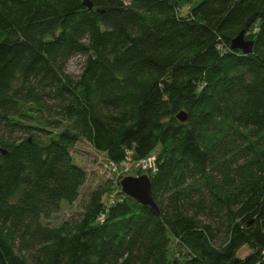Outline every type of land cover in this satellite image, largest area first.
Masks as SVG:
<instances>
[{
  "label": "trees",
  "instance_id": "trees-1",
  "mask_svg": "<svg viewBox=\"0 0 264 264\" xmlns=\"http://www.w3.org/2000/svg\"><path fill=\"white\" fill-rule=\"evenodd\" d=\"M189 1L0 0V264H264V0L180 13ZM241 32L249 55L231 48ZM82 140L117 165L159 148L158 211L124 194L109 206L111 184L79 221L47 226L87 180Z\"/></svg>",
  "mask_w": 264,
  "mask_h": 264
},
{
  "label": "rangeland",
  "instance_id": "rangeland-1",
  "mask_svg": "<svg viewBox=\"0 0 264 264\" xmlns=\"http://www.w3.org/2000/svg\"><path fill=\"white\" fill-rule=\"evenodd\" d=\"M125 3H130L132 0H123ZM195 2V0L189 1L187 3L181 4L180 13L186 14L190 6ZM85 62V58L82 55H77L73 57L66 67V75L71 78L72 81L77 82L80 79L82 73V68ZM39 97L41 98L43 94L38 92ZM51 96V95H50ZM46 96L44 100L45 104H42L44 110V117L46 118H57L58 115L56 111H59V106H57V101L53 97ZM46 105V106H45ZM49 107H52L48 109ZM52 116V117H51ZM54 132L58 133V130L51 129ZM6 136V135H5ZM20 133H15L14 137H20ZM160 149H156L148 158L157 159ZM72 157L74 163L80 166L87 173V180L80 190V196L73 203L62 202L60 207L56 210L46 211L44 215V223L50 227H61L64 223H74L79 221L82 218V215L85 212L86 206L88 205L91 194L101 188L111 185L112 183L121 180L124 177H140L142 175L151 174L149 170L143 168L139 161H133L131 155L127 157V161L124 164H120L116 167V170L111 166V162L108 159L107 155L104 153L97 152L93 146L87 141L82 140L78 142L75 147L72 149ZM131 154V153H130ZM146 160H149V159ZM149 162V161H147ZM112 186V185H111ZM110 186V187H111ZM108 188V187H107ZM111 191V188L107 189L104 197ZM19 195H17L13 200L17 201ZM106 198H104L105 200ZM199 220L203 223L214 225L218 227L217 221H210L206 217H199ZM224 235L218 234L216 239V245H220L223 241ZM176 242L174 240L173 248L175 247ZM172 248V251H173ZM171 251V253H172ZM170 253V254H171ZM251 253V250L245 246L239 253L238 257L243 259ZM29 252H23V255L29 259ZM171 256V255H170Z\"/></svg>",
  "mask_w": 264,
  "mask_h": 264
},
{
  "label": "water",
  "instance_id": "water-1",
  "mask_svg": "<svg viewBox=\"0 0 264 264\" xmlns=\"http://www.w3.org/2000/svg\"><path fill=\"white\" fill-rule=\"evenodd\" d=\"M88 8H92V5L88 2L85 3ZM231 48L233 50H239L244 55H249L253 52L254 42L245 39V32H241L236 38L232 40ZM177 119L180 123H186L188 115L182 111L177 114ZM5 154V152H3ZM122 191L124 194L135 200L142 206L151 207L158 211V204L153 195V187L151 179L148 175H142L140 177H124L120 182Z\"/></svg>",
  "mask_w": 264,
  "mask_h": 264
},
{
  "label": "built area",
  "instance_id": "built-area-1",
  "mask_svg": "<svg viewBox=\"0 0 264 264\" xmlns=\"http://www.w3.org/2000/svg\"><path fill=\"white\" fill-rule=\"evenodd\" d=\"M146 159L139 161L140 164L142 163L141 165L143 166V168L144 169L146 168L147 170H149L151 174L155 173L156 170H157V167H156V159H152V160L149 159V158H148L149 160H146ZM126 161L125 162H122L121 164L126 163ZM147 161H149V162H147ZM111 166L113 167L114 170H116V167L118 165L115 164V163H113V162H111ZM120 182H121V180H117V182L112 183L113 185L111 186V191L109 193H107L106 203H108L109 206L115 204L117 201H120L121 194H124V192L122 191ZM104 219H105V215L102 214L99 217V221L103 222Z\"/></svg>",
  "mask_w": 264,
  "mask_h": 264
}]
</instances>
